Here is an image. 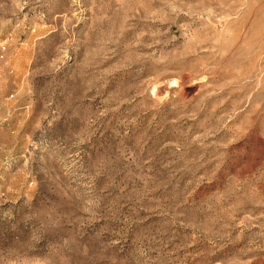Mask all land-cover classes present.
Listing matches in <instances>:
<instances>
[{
	"label": "rangeland",
	"instance_id": "obj_1",
	"mask_svg": "<svg viewBox=\"0 0 264 264\" xmlns=\"http://www.w3.org/2000/svg\"><path fill=\"white\" fill-rule=\"evenodd\" d=\"M0 264H264V0H0Z\"/></svg>",
	"mask_w": 264,
	"mask_h": 264
}]
</instances>
